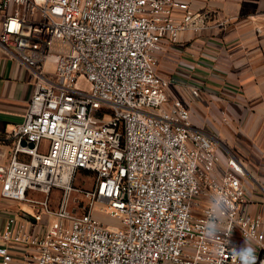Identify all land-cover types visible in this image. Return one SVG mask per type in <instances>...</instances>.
Returning <instances> with one entry per match:
<instances>
[{
    "label": "built area",
    "instance_id": "built-area-1",
    "mask_svg": "<svg viewBox=\"0 0 264 264\" xmlns=\"http://www.w3.org/2000/svg\"><path fill=\"white\" fill-rule=\"evenodd\" d=\"M208 15L185 0H0V44L35 76L0 194L39 205L0 207V264H238L231 249L245 242L264 264L245 163L220 147L199 88L170 96L177 82L157 70L158 54ZM78 171L90 187L73 185ZM220 193L223 231L209 240Z\"/></svg>",
    "mask_w": 264,
    "mask_h": 264
},
{
    "label": "crops",
    "instance_id": "crops-1",
    "mask_svg": "<svg viewBox=\"0 0 264 264\" xmlns=\"http://www.w3.org/2000/svg\"><path fill=\"white\" fill-rule=\"evenodd\" d=\"M185 1L208 13V24L199 32L181 31L158 54L157 70L175 78L170 96L185 99L192 87L199 88L194 102L214 122L216 135L233 146L225 152L238 156L261 181H246V188L250 212L264 218V0ZM34 81L31 70L0 44V163L11 156L9 132L23 119ZM221 110L227 121L216 123Z\"/></svg>",
    "mask_w": 264,
    "mask_h": 264
},
{
    "label": "clouds",
    "instance_id": "clouds-1",
    "mask_svg": "<svg viewBox=\"0 0 264 264\" xmlns=\"http://www.w3.org/2000/svg\"><path fill=\"white\" fill-rule=\"evenodd\" d=\"M227 205L228 202L223 193L210 198V208L202 230L206 239L215 240L221 235L223 229L220 221L226 213ZM231 255L235 257L238 264H257L258 261L255 249L247 242L240 247H232Z\"/></svg>",
    "mask_w": 264,
    "mask_h": 264
},
{
    "label": "rangeland",
    "instance_id": "rangeland-1",
    "mask_svg": "<svg viewBox=\"0 0 264 264\" xmlns=\"http://www.w3.org/2000/svg\"><path fill=\"white\" fill-rule=\"evenodd\" d=\"M47 68H50V64H46ZM79 83L80 84H85V78L84 77H80L79 78ZM218 133V132H217ZM217 139H218V143L220 145V147L223 149V151H230L233 150V146L232 147H227L225 145V143L223 142V140L221 139V137H219V134H217ZM45 142L43 141L42 144H44ZM230 149V150H229ZM254 149L255 148H250ZM251 152V151H250ZM253 155H251L250 157H252ZM247 170H248V174L245 176V178L247 179V181L253 180L254 182H261L259 181V179L254 178L253 174L251 173V171L249 170V168L246 166ZM262 171V170H260ZM80 171H78L76 178L73 181V185L77 186L80 185L81 187H90L92 185V178L90 177H79ZM257 175L259 174V172H257ZM261 173V172H260ZM79 174V175H78ZM262 180V179H261ZM264 182V180H262ZM263 186V183H260ZM255 185L258 187V185L255 183ZM0 187H1V181H0ZM28 195L33 197V198H38V199H43L45 197L44 193L38 192L36 190H30L28 192ZM59 196V192L57 193V191H54L53 193H51L50 195V199L48 200V202L50 203V205L52 207H55L57 205V199ZM5 205H11V207L13 208H18L19 210L25 211L27 213H29L30 215H34L38 210H39V205L35 204L33 202H27V201H12V200H6L5 198H3L0 194V207L1 206H5ZM106 219V218H105ZM105 221H107L108 223H113L112 220H110L109 218L106 219Z\"/></svg>",
    "mask_w": 264,
    "mask_h": 264
},
{
    "label": "water",
    "instance_id": "water-1",
    "mask_svg": "<svg viewBox=\"0 0 264 264\" xmlns=\"http://www.w3.org/2000/svg\"><path fill=\"white\" fill-rule=\"evenodd\" d=\"M32 144H33L32 142L29 143V145H32Z\"/></svg>",
    "mask_w": 264,
    "mask_h": 264
}]
</instances>
